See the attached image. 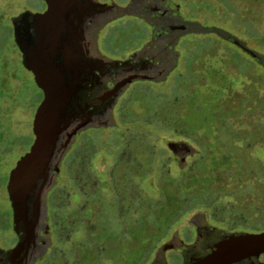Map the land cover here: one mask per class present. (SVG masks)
Wrapping results in <instances>:
<instances>
[{
  "label": "flooded vegetation",
  "instance_id": "1",
  "mask_svg": "<svg viewBox=\"0 0 264 264\" xmlns=\"http://www.w3.org/2000/svg\"><path fill=\"white\" fill-rule=\"evenodd\" d=\"M38 1L34 9L23 11L45 12L46 3ZM100 3L102 7L96 13L91 10L83 25L85 46L81 56L85 64L80 61V66L85 69L81 76H90L94 71L89 36L99 20L114 15L135 17L148 26L149 37L96 73V82L91 83L86 97L92 102L91 115L98 126L82 130L72 140L45 194L35 231L19 251H15L19 238L13 229L6 190L9 171L16 161L2 172L0 188L5 197L0 196V226L5 230L0 235V264H141V257L135 255L142 250V233L151 232V224L157 223L153 207L161 203L174 211L188 202L190 179L212 167L206 155L212 145L198 139L202 135L190 134L185 126L175 129V119L167 123L165 118L134 117L135 103L130 101L136 91L147 92L167 80L177 67V45L186 34L180 32L179 25L192 21L180 15L172 0ZM118 7L121 11L115 12ZM117 84L123 85L116 98L103 100L104 93ZM139 109L145 114L142 107ZM158 129L171 133L159 135ZM89 130H96L95 139L86 133ZM2 203L8 211L6 222L1 219ZM183 212L175 215L178 220ZM190 220L192 231L186 235L182 232L183 239L177 231H171L174 224L168 227L164 236L151 245L145 264H172L170 250L177 253L178 264H183L211 250L215 231L242 232L213 225L214 220L203 212L192 214Z\"/></svg>",
  "mask_w": 264,
  "mask_h": 264
},
{
  "label": "rangeland",
  "instance_id": "2",
  "mask_svg": "<svg viewBox=\"0 0 264 264\" xmlns=\"http://www.w3.org/2000/svg\"><path fill=\"white\" fill-rule=\"evenodd\" d=\"M98 1H112L121 5L126 0ZM172 1L178 5L179 13L185 20L220 27L244 41L250 48L264 54V0H231L237 12H225L220 6L208 8L197 3L198 0ZM38 5V0H0V20L12 27L11 17L23 10H32ZM148 37L149 29L144 22L122 15L110 20L99 30L97 47L104 57L116 60L138 48ZM177 46L180 53L177 67L169 73L167 80L147 89V92L139 90L136 94L133 93L130 100L136 105L133 116L165 118L167 123L175 119V129L181 130L185 126L190 134L202 135L198 139L211 145L212 136L207 137L202 131L215 129L218 130V137H221L226 135L225 132H230L231 127L234 135L236 133L235 138L232 135L233 141L242 146L243 157L254 160L260 173L247 179L245 176L247 181L239 185L232 174L213 167V162L217 161L221 165L226 160L224 155L217 150H207L206 155L213 169L210 174L215 181L211 179L208 185L215 188L216 182L221 181L223 195L209 204V207L205 203L194 204L193 200L181 203L174 211L161 203L154 206L158 215L157 223L151 224V232L148 230L142 233V250H138L139 253L135 255L141 257V264L147 262L152 246L164 236L172 224L174 226L171 231H177L182 239L183 234L192 231L189 218L196 212H203L213 219V225L246 232H252L250 229L254 227L251 225L264 222V67L255 63L233 44L212 33H186ZM11 85L16 86L18 82L13 80ZM128 95L131 96V92ZM38 103L39 101L28 108L14 106L10 115L11 128L17 133H31V120ZM140 107L143 108L142 111H146V115L142 114ZM152 110L154 113L149 114ZM227 112L229 114L226 117ZM91 131L86 133L95 139L97 132ZM157 133L167 136L171 132L158 129ZM29 142L30 136L23 139L20 146L5 157L0 163L1 172L7 171L14 164L28 148ZM195 175L199 179L203 178V175ZM239 187L241 191L237 190ZM0 196L5 197L3 188H0ZM4 206L2 203L1 219L6 222L8 211ZM178 212H183L179 220L178 215L175 216ZM4 230L0 226V235ZM168 258L172 264L179 262L177 253L173 250L168 252ZM260 260L264 264V255Z\"/></svg>",
  "mask_w": 264,
  "mask_h": 264
},
{
  "label": "water",
  "instance_id": "3",
  "mask_svg": "<svg viewBox=\"0 0 264 264\" xmlns=\"http://www.w3.org/2000/svg\"><path fill=\"white\" fill-rule=\"evenodd\" d=\"M43 1L46 3L45 12L31 14L23 11L10 18L22 65L32 73L34 83L42 92L31 120L32 142L9 171L6 184L13 229L19 238L15 251L21 250L25 240L33 235L44 208L45 194L72 140L82 130L98 126L91 115L92 102L86 94L91 83L96 82L98 70L105 63L116 62L104 57L97 47L99 29L106 20L116 18L114 15L95 25L89 36L94 71L90 76L80 75L85 69L80 66V61L85 64L81 56L85 46L83 25L91 10L96 13L102 7L99 1ZM120 11L118 7L115 12ZM179 29L181 33H212L264 67V54L220 27L183 22ZM123 84L107 90L102 99L112 101ZM213 239L210 251L183 264H263L260 257L264 255V230L232 233L217 230Z\"/></svg>",
  "mask_w": 264,
  "mask_h": 264
},
{
  "label": "trees",
  "instance_id": "4",
  "mask_svg": "<svg viewBox=\"0 0 264 264\" xmlns=\"http://www.w3.org/2000/svg\"><path fill=\"white\" fill-rule=\"evenodd\" d=\"M197 3L205 5L208 8L220 6L225 12H237V8L231 0H215V2H211V0H198ZM237 22L239 23L238 20ZM245 25L247 24L245 23ZM13 80L17 81L18 85L12 86L11 81ZM41 98V90L34 83L33 77L29 71L22 65L21 53L15 43L12 27L4 24L0 20V163L12 150L20 146V142L23 139L30 136L29 144H31L33 139L32 133L21 134L11 128L10 115L12 108L18 105L25 108H28L29 106L33 107L36 105L35 103L41 100ZM228 114L229 113L227 112L226 117ZM213 130L205 131L206 133L202 131V133L207 137L212 136L213 145L211 147V152L217 150L226 158L221 165H219L217 161L213 162V167H216L221 171L224 170L227 174H232L233 178L237 181L236 183L239 185L242 182L247 181L245 180V176L246 179L247 177H251V175L258 176L260 171L254 163V160L248 158L245 159L243 157V151H241L243 149L242 146L240 143L233 141L236 133L234 135V132L231 131V127H229L230 132H225L226 135L223 134L221 137L220 135L219 137L217 135L218 130ZM232 135L234 136L233 138ZM244 147H246V145ZM258 149L260 150L261 148ZM211 170L213 169L211 168L206 173H200V175H203L202 179H199L197 175H194L196 177L195 179H190L189 191L191 194L189 195L188 201L193 200L195 201L194 204L205 203V206L209 207V204L219 200L223 195L222 192L224 188L221 181L216 182L215 188H210L209 186L211 179L214 181L210 174ZM2 180V172L0 171V183ZM240 188L241 187L237 188V190L241 191ZM257 225H251L254 228L250 230L252 232L264 230V222ZM260 226L262 229H256Z\"/></svg>",
  "mask_w": 264,
  "mask_h": 264
}]
</instances>
